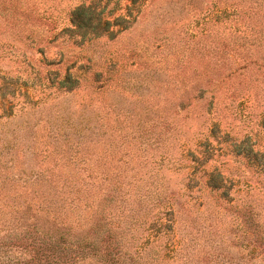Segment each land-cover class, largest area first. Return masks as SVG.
<instances>
[{
    "label": "rangeland",
    "instance_id": "rangeland-1",
    "mask_svg": "<svg viewBox=\"0 0 264 264\" xmlns=\"http://www.w3.org/2000/svg\"><path fill=\"white\" fill-rule=\"evenodd\" d=\"M98 1L0 0V108L13 111L7 129L23 126L25 143H34L31 136L42 135L48 123L63 129L59 160L64 158L68 140L77 142L72 138L75 132L69 135L64 119H55V126L53 115L47 118L54 101L33 96L35 91L25 88L23 81L47 71L44 65L35 67L43 60L82 63L89 58L93 70L104 73L114 58V73L129 93L107 94L118 110L111 118L92 122L95 132L84 142L88 149L93 143L97 158L91 159L81 145L87 155L83 160L88 161L83 169L105 172L116 169L107 166L108 159H124L131 165L145 164L133 171L154 175L157 170L176 212L180 246L174 264H245L251 248L244 245V223L229 205L250 208L264 233V57L212 56L213 36L223 32V25L210 24L221 12L209 8L222 7L216 0H102L108 5L103 24H108L100 31L114 32L117 25L126 30L112 41H71L70 33H62L69 27V14L82 3L95 12L101 7ZM124 13L131 19L114 21ZM27 63L35 68L30 71ZM24 71L28 75L22 76ZM249 83L258 84L255 96L244 89ZM13 92L15 98L9 95ZM24 93L28 100H23ZM26 124L33 128L25 129ZM150 129L163 148L139 151L142 131ZM23 159L21 171L50 168H42L29 151ZM91 162L98 165L91 167ZM188 174L194 175L190 193L184 190ZM207 176L220 183L221 197L229 204L221 200L222 208H217L208 190H198L204 189ZM182 194L190 196L189 205Z\"/></svg>",
    "mask_w": 264,
    "mask_h": 264
},
{
    "label": "trees",
    "instance_id": "trees-1",
    "mask_svg": "<svg viewBox=\"0 0 264 264\" xmlns=\"http://www.w3.org/2000/svg\"><path fill=\"white\" fill-rule=\"evenodd\" d=\"M216 3L222 7L211 5V12H221L215 14L219 16L217 19L210 18V24L214 23L213 28L223 25V32L213 36L212 56L233 53L243 60L264 57V0H216ZM97 6L101 7L95 12L86 3L75 8L68 17L69 27H64L62 33H70L71 41L79 37L95 42L102 38L112 41L126 30L117 25L114 32L106 28L100 31L108 24H103L108 5L99 0ZM122 19L130 20L131 16L124 13L114 21ZM114 61L110 58L104 73L94 71L95 65L89 58L82 63L70 59L43 60L35 67H48L45 73H22L28 75L23 86L34 90L33 96L54 101L50 111L53 113L47 118L53 115L55 126V119H64L69 135L75 132L72 138H77V142L68 140V155L60 160L59 137L63 129L48 123L42 135L31 136L34 143H25L21 137L23 126L11 130L6 127L13 111L0 108V264H174L180 241L175 232V208L167 196L168 186L162 175L157 170L154 175L133 171L134 166L143 168L145 164L137 161L131 165L124 159H108L107 166L113 164L116 169L105 172L83 169L88 161L83 160L87 155L82 154L81 145L91 153V159L97 158L93 143L88 149L84 142L95 132L96 125L93 127L92 122L111 118L118 110L107 94L129 93L114 73ZM26 67L30 71L35 68L29 63ZM257 85L249 83L244 89L255 96ZM9 95L16 96L14 92ZM22 97L28 100L27 93ZM87 114L89 117H85ZM24 128L33 127L26 124ZM140 140L139 151L163 148L156 142L153 129L142 131ZM28 151L39 159L42 168H50L21 171V162L24 163ZM17 158H21L20 163ZM97 165L91 162V167ZM190 177L194 175L188 174L184 185L189 193L188 185L193 180ZM211 178L207 176L204 189L198 190L202 194L208 190L215 206L222 208L224 189ZM182 196L189 205L190 196V200ZM229 206L245 226L244 245L251 248L244 258L245 264H264V233L253 220V211L241 205Z\"/></svg>",
    "mask_w": 264,
    "mask_h": 264
}]
</instances>
